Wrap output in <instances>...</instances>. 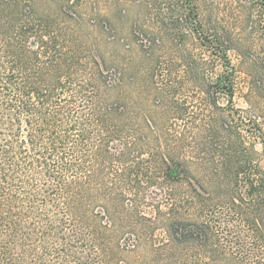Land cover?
Segmentation results:
<instances>
[{"label":"trees","instance_id":"trees-1","mask_svg":"<svg viewBox=\"0 0 264 264\" xmlns=\"http://www.w3.org/2000/svg\"><path fill=\"white\" fill-rule=\"evenodd\" d=\"M35 5L0 0V264H264L255 151L213 126L173 141L170 97L146 81L131 112L95 59L72 91L81 47Z\"/></svg>","mask_w":264,"mask_h":264},{"label":"rangeland","instance_id":"rangeland-1","mask_svg":"<svg viewBox=\"0 0 264 264\" xmlns=\"http://www.w3.org/2000/svg\"><path fill=\"white\" fill-rule=\"evenodd\" d=\"M184 2L36 0L34 10L81 47L72 91L97 72L95 59L131 112L146 110L140 93L146 81L170 97L173 141L187 130L193 142L197 127L213 126L221 142L239 138L255 151L264 170V0H195L192 20ZM132 117L140 120L137 112Z\"/></svg>","mask_w":264,"mask_h":264}]
</instances>
